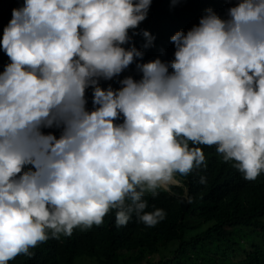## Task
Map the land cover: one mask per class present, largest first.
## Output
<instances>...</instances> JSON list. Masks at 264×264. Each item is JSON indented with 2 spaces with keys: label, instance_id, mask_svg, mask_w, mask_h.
<instances>
[{
  "label": "clouds",
  "instance_id": "9594fccd",
  "mask_svg": "<svg viewBox=\"0 0 264 264\" xmlns=\"http://www.w3.org/2000/svg\"><path fill=\"white\" fill-rule=\"evenodd\" d=\"M151 2L12 9L0 39L10 61L0 72V264L100 225L111 209L117 226L133 215L155 226L165 212L146 210L145 193L182 187L176 174L205 161L189 141L215 145L246 180L264 173V0H235L223 15L206 8L171 36V61L144 62L129 32L152 46L148 30L134 31ZM133 63L139 79L101 86ZM51 128L59 136L43 131Z\"/></svg>",
  "mask_w": 264,
  "mask_h": 264
},
{
  "label": "trees",
  "instance_id": "16d2710c",
  "mask_svg": "<svg viewBox=\"0 0 264 264\" xmlns=\"http://www.w3.org/2000/svg\"><path fill=\"white\" fill-rule=\"evenodd\" d=\"M23 2L0 0V39L12 18V9ZM234 3L235 0H152L146 19L134 30H148L155 37L152 46L145 48V38L132 35V30L129 35L144 52V62L156 57L171 61L175 51L172 35L198 24L206 8L223 15ZM9 62L0 48V72ZM129 75L140 78L135 63L100 84L119 88V80ZM86 97L91 109V88L86 90ZM43 131L59 136L61 130ZM188 143L201 148L205 161L187 175L176 174L182 187L158 189L156 197L145 193L146 210L159 208L165 212L164 219L155 226H146L135 215L126 225L117 226L116 210L111 209L100 225L78 227L72 235L61 234L58 239L50 237L30 248L32 256L18 254L8 264H76L80 258L100 264H264V173L255 180H246L233 166L234 161H225L217 153L215 145ZM201 177H205V183H200ZM167 249H172L171 258H155Z\"/></svg>",
  "mask_w": 264,
  "mask_h": 264
},
{
  "label": "rangeland",
  "instance_id": "374dc122",
  "mask_svg": "<svg viewBox=\"0 0 264 264\" xmlns=\"http://www.w3.org/2000/svg\"><path fill=\"white\" fill-rule=\"evenodd\" d=\"M166 257L171 258L173 256L172 254V249H167V250H163L160 254H158L157 256H155V258H160V257ZM85 258H80L77 260L76 264H100L98 263L96 260H90V259H85Z\"/></svg>",
  "mask_w": 264,
  "mask_h": 264
}]
</instances>
